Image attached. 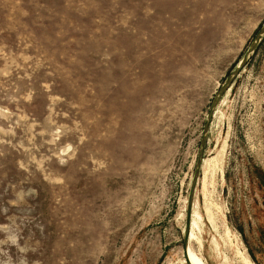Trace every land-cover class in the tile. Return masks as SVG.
Instances as JSON below:
<instances>
[{"label":"rangeland","instance_id":"rangeland-1","mask_svg":"<svg viewBox=\"0 0 264 264\" xmlns=\"http://www.w3.org/2000/svg\"><path fill=\"white\" fill-rule=\"evenodd\" d=\"M263 23L264 0H0V264H184L205 116ZM189 212L206 264H264V35Z\"/></svg>","mask_w":264,"mask_h":264},{"label":"water","instance_id":"water-1","mask_svg":"<svg viewBox=\"0 0 264 264\" xmlns=\"http://www.w3.org/2000/svg\"><path fill=\"white\" fill-rule=\"evenodd\" d=\"M264 35V23L261 25V27L258 29V31L256 32V34L254 35L253 41L251 42L250 46L248 47V49L245 51V53L243 54V56L241 57V59L239 60V62L237 63V65L234 67L233 70L230 71V73L226 76L225 80L223 81V83L220 85L217 93L215 94L208 112L206 113L205 116V120L202 126V133H201V137H200V143H199V149H198V155H197V159L195 161V167H194V172H193V176L191 178V184L189 187V195H188V207H187V213H186V219H185V223H184V227H183V231H182V245H183V252H182V256H183V262L184 264H189L187 256H186V245H187V238H188V233H189V224H190V204H191V198L193 196V191H194V186L196 183V179L197 176L199 174V169H200V165H201V156L203 154V148H204V143H205V134L207 132V128H208V124L213 112V109L215 108L216 104L218 103L220 97L222 96V94L227 91L228 87L230 86L231 82L234 80V78L238 75V73L241 71V69L244 67L245 62L248 58V56L253 52L257 42L259 41L260 37Z\"/></svg>","mask_w":264,"mask_h":264},{"label":"bare ground","instance_id":"bare-ground-1","mask_svg":"<svg viewBox=\"0 0 264 264\" xmlns=\"http://www.w3.org/2000/svg\"><path fill=\"white\" fill-rule=\"evenodd\" d=\"M190 219H191V215H190ZM197 219H198V215L194 214L192 217V223H191V220H189L190 224H189L188 237L190 235V240L194 237L193 232L196 231V228H197L196 227ZM185 252H186V256H187L189 264H206L191 247L188 249V238H187V245H186Z\"/></svg>","mask_w":264,"mask_h":264}]
</instances>
